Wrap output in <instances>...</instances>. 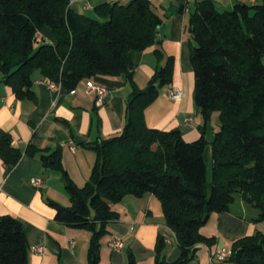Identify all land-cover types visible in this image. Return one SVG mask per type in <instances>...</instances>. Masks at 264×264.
<instances>
[{
  "label": "trees",
  "instance_id": "1",
  "mask_svg": "<svg viewBox=\"0 0 264 264\" xmlns=\"http://www.w3.org/2000/svg\"><path fill=\"white\" fill-rule=\"evenodd\" d=\"M69 1L0 0V82L16 98L34 99L35 75L69 92L95 75L125 74L131 87L125 124L118 134L85 144L95 160L81 187L63 169L59 147L27 144L22 150L0 129V159L13 167L23 154L38 156L43 167L61 173L71 204L48 203L56 221L90 231L87 263L100 264L101 238L118 218L113 205L126 195L152 193L175 234L177 258L165 259L160 234L150 264H189L199 244L212 246L215 237L203 235L200 227L212 212L229 211L236 192L256 208L254 220L264 221V0L237 1L222 11L213 0H199L189 14L193 101L204 119L200 137L192 141L177 128L149 127L144 120L145 107L171 83L174 64L166 56L145 87L134 83L130 51L155 44V57L163 58L158 45L163 18L150 1L105 2L95 7V17L75 12ZM43 27L53 43L36 36ZM213 111L219 127L207 141L205 125ZM229 261L264 264V233L234 240ZM0 264H28L24 228L9 214L0 215ZM126 264H136L132 252Z\"/></svg>",
  "mask_w": 264,
  "mask_h": 264
},
{
  "label": "crops",
  "instance_id": "2",
  "mask_svg": "<svg viewBox=\"0 0 264 264\" xmlns=\"http://www.w3.org/2000/svg\"><path fill=\"white\" fill-rule=\"evenodd\" d=\"M129 1L70 0L69 5L75 12L95 17V7L99 4ZM149 1L163 18L158 30V45L164 56L173 57L174 64L171 83L162 87L154 101L145 107L144 120L149 127L177 128L185 140L192 141L200 137L204 119L194 105V74L185 56L183 39L189 14L199 0ZM237 1L252 4L260 0H213L219 11L231 9ZM180 6L182 10H177ZM41 37L54 42L48 27L41 29ZM155 46L129 52L133 80L139 88L145 87L154 71L164 63V59L155 57ZM38 78L35 75L32 84L34 99H18L8 85L0 82V129L9 132L12 144L22 150L27 144L38 148L59 147L63 169L74 184L81 187L88 180L95 160V153L85 144L121 132L130 84L125 74L93 76L91 80L110 90L106 100L96 105L94 94L85 92L84 80L79 82L74 93L63 89L55 96L46 85L36 82ZM171 92H177L178 96L172 97ZM189 118L193 121L187 122ZM217 129L207 122L205 139L211 141ZM71 142L74 151L70 149ZM33 177L42 179L41 187L30 185ZM49 199L63 206L71 204L60 172L43 167L38 156L23 154L13 167H7L0 159V215H12L22 223L28 243V264H88L90 231L56 221ZM235 202L236 199L231 206ZM238 205V209L230 206L229 211L210 214L200 232L215 237V243L212 246L199 244L189 264H216L213 254L217 249L230 248L234 240L257 231L264 233V221L254 220L256 209H248L240 197ZM113 209L118 218L107 224L108 233L101 238L100 264H126L129 252L133 253L136 264H150L154 261L160 234L166 242L165 259L177 258L179 248L175 234L166 225L160 202L152 193L126 195L113 205ZM114 236L123 242L118 251L108 246ZM34 246H42L43 252H35Z\"/></svg>",
  "mask_w": 264,
  "mask_h": 264
},
{
  "label": "built area",
  "instance_id": "3",
  "mask_svg": "<svg viewBox=\"0 0 264 264\" xmlns=\"http://www.w3.org/2000/svg\"><path fill=\"white\" fill-rule=\"evenodd\" d=\"M37 37H41V32H36ZM38 84H44L46 85L54 94L55 96L59 95L63 88L61 83L57 81H53L47 77H44L42 79L36 80ZM75 90H70L69 93H74ZM85 92L88 94H94L95 96V103L96 105H101L106 98L109 96L110 90L106 85L100 84L98 82H94L93 80L89 79L85 82ZM171 96L176 98L178 96L177 92H171ZM55 103V100L52 102ZM193 119L189 118L187 119V122H192ZM70 149L74 151V146L72 145V142L70 144ZM30 185L33 187H41L42 186V179L40 177H33L30 179ZM108 246L112 251H118L122 248L123 243L122 239L120 237L114 236L112 239L108 241ZM34 251L37 253L43 252L42 246H34ZM229 255H230V248L221 247L220 249H217L213 257L216 260V264H232L231 261H229Z\"/></svg>",
  "mask_w": 264,
  "mask_h": 264
},
{
  "label": "rangeland",
  "instance_id": "4",
  "mask_svg": "<svg viewBox=\"0 0 264 264\" xmlns=\"http://www.w3.org/2000/svg\"><path fill=\"white\" fill-rule=\"evenodd\" d=\"M162 38H163V36H162ZM183 42L185 43L184 44V46H185V56H186V58H188V63H189V65H191V63H190V59H189V52H190V47H191V44H192V39H191V36L189 35V32L187 31V29H186V31H185V37H184V39H183ZM165 57L166 56H164V54H163V58L162 59H164V61H165ZM163 87H165V86H163ZM200 115H201V113H200ZM208 122H209V125H211L213 128H217V127H219V118H218V111H213L211 114H210V116H209V120H208ZM210 179V174H209V167H208V180ZM240 194L238 193V192H236L235 194H234V197H235V199H236V204L234 203L231 207H232V209H238L239 208V205H238V201H239V196ZM246 207L248 208V209H256V208H254L253 206H251V205H249V204H247L246 203ZM118 237V236H117ZM123 243V242H122ZM227 247V246H226ZM227 248H229V247H227Z\"/></svg>",
  "mask_w": 264,
  "mask_h": 264
},
{
  "label": "water",
  "instance_id": "5",
  "mask_svg": "<svg viewBox=\"0 0 264 264\" xmlns=\"http://www.w3.org/2000/svg\"><path fill=\"white\" fill-rule=\"evenodd\" d=\"M210 113V112H209Z\"/></svg>",
  "mask_w": 264,
  "mask_h": 264
}]
</instances>
